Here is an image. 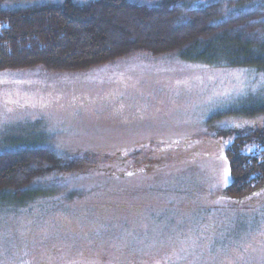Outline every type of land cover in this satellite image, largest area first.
Returning a JSON list of instances; mask_svg holds the SVG:
<instances>
[{"label": "rangeland", "instance_id": "1", "mask_svg": "<svg viewBox=\"0 0 264 264\" xmlns=\"http://www.w3.org/2000/svg\"><path fill=\"white\" fill-rule=\"evenodd\" d=\"M263 126L253 68L133 54L73 73L0 71V153L79 160L0 193V264H264V183L225 193L226 148L264 150Z\"/></svg>", "mask_w": 264, "mask_h": 264}, {"label": "trees", "instance_id": "2", "mask_svg": "<svg viewBox=\"0 0 264 264\" xmlns=\"http://www.w3.org/2000/svg\"><path fill=\"white\" fill-rule=\"evenodd\" d=\"M0 24V71L39 66L73 73L146 54L264 72V0H209L195 6L182 0H65L0 9ZM260 141L264 144V126ZM225 156L228 197L243 198L262 186L264 150L244 155L235 143ZM77 167V158L68 161L35 148L1 152L0 193L19 197L43 176Z\"/></svg>", "mask_w": 264, "mask_h": 264}, {"label": "snow or ice", "instance_id": "3", "mask_svg": "<svg viewBox=\"0 0 264 264\" xmlns=\"http://www.w3.org/2000/svg\"><path fill=\"white\" fill-rule=\"evenodd\" d=\"M227 177H228V171H227V169L225 170V178L227 179Z\"/></svg>", "mask_w": 264, "mask_h": 264}]
</instances>
